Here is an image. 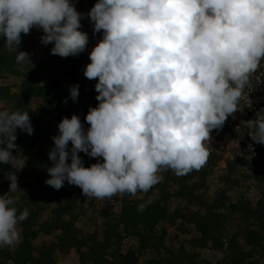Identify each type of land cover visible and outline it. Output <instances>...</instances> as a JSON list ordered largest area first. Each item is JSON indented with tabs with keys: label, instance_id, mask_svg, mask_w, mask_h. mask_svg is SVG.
Listing matches in <instances>:
<instances>
[{
	"label": "clouds",
	"instance_id": "1",
	"mask_svg": "<svg viewBox=\"0 0 264 264\" xmlns=\"http://www.w3.org/2000/svg\"><path fill=\"white\" fill-rule=\"evenodd\" d=\"M86 15L102 32L84 69L98 80L99 103L89 108L87 130L75 114L59 123L46 185L60 190L67 181L101 200L134 197L160 183L161 172L180 177L204 167L211 132L238 111L264 60V0H97ZM84 16L70 0H0V37L17 51L21 35L36 28L42 44H54L52 55L79 56L89 42ZM27 61L18 51L20 71ZM69 90L76 101L79 85ZM247 127L264 145V111ZM17 129L34 134L29 112L0 110V163L15 169L5 174L9 192L19 189L16 172L25 166L13 155ZM80 152L102 162L85 167ZM17 201L0 196V247L20 241L18 223L29 212L18 215Z\"/></svg>",
	"mask_w": 264,
	"mask_h": 264
},
{
	"label": "trees",
	"instance_id": "2",
	"mask_svg": "<svg viewBox=\"0 0 264 264\" xmlns=\"http://www.w3.org/2000/svg\"><path fill=\"white\" fill-rule=\"evenodd\" d=\"M41 32L33 28L30 34H22L17 51L4 48L5 40L0 37V101L4 103L0 110L29 112L34 128L32 135L20 130L15 141L17 148L13 150V155L25 162L20 176L16 172L17 178H32L22 192H9L10 181L5 174L15 169L0 163V196L18 198V215L25 208L29 212L27 219L18 223L19 243L11 248L0 247V264H58L57 254L67 255L71 251L76 253L78 264H141L140 256L148 251L157 255L144 264H262V144L257 157L247 160H230L210 152L200 170L180 177L170 170L161 172L162 181L147 193L115 196L118 211H97L102 219L100 227L86 233L77 226L90 198L80 188L76 193L70 191L72 185L67 181L60 190L46 185L47 168L53 162L34 155L38 146L50 152L54 147L52 137L59 134L58 125L66 116H79L87 130L90 125L85 118L89 108L98 105V93L88 85H81L78 99L70 98V86L76 85L69 81L73 60L64 61L52 55L54 44L36 59L31 40ZM18 51L29 53L30 61L22 66L24 71L16 63ZM10 77L20 81L19 92L3 84ZM51 118L55 124L49 130L44 126ZM228 121L212 132L219 138L227 134ZM71 147L69 142V151ZM79 155L85 167L102 162V158H90L83 152ZM220 163L225 172L217 181L222 187L216 194H210L209 180ZM174 200L182 202L172 206ZM140 204H146L143 211H138ZM51 236L52 239H47ZM129 238L136 246L124 252L123 243ZM38 239H42L40 245L35 243ZM203 251L209 252L208 258H200Z\"/></svg>",
	"mask_w": 264,
	"mask_h": 264
},
{
	"label": "built area",
	"instance_id": "3",
	"mask_svg": "<svg viewBox=\"0 0 264 264\" xmlns=\"http://www.w3.org/2000/svg\"><path fill=\"white\" fill-rule=\"evenodd\" d=\"M70 2L75 5L78 12L85 14L81 20L80 30L88 34L89 42L86 50L79 56L63 58L64 61L73 60L69 81L79 86L88 85L90 90L95 89L98 80L87 79L84 76V69L91 62L89 59L91 50L102 39V32L94 33V24L86 15L97 0H70ZM260 111H264V60L261 61L257 71L251 74L249 84L239 101L238 111L234 116L228 117L229 132L220 138L211 132V140L207 144L209 152H217L230 160L235 158L247 160L257 157L261 144H256L251 140L248 135L247 121L255 120ZM110 201L115 202L116 200L113 197ZM116 204L118 205L117 201Z\"/></svg>",
	"mask_w": 264,
	"mask_h": 264
},
{
	"label": "rangeland",
	"instance_id": "4",
	"mask_svg": "<svg viewBox=\"0 0 264 264\" xmlns=\"http://www.w3.org/2000/svg\"><path fill=\"white\" fill-rule=\"evenodd\" d=\"M43 35V32H41V34L37 35L36 37H34L31 42H32V46L35 48V58L36 59H40L41 57H43L44 53L49 49V47L51 46V44L48 45H44L41 43V36ZM19 83L20 81L10 77L9 79H7L6 81L3 82V84H9L13 89V92H19L20 88H19ZM4 103L0 101V106H3ZM55 123H53L52 118L50 119V121L45 123V128L52 130L53 126ZM34 156H45L46 158H48L49 161H51L49 159V152L46 150L43 151V149H41L39 146L36 148L35 151V155ZM254 160H253V165H254ZM255 167V165H254ZM24 168V167H23ZM23 170V169H22ZM22 170L17 172L18 175L20 176V174L22 173ZM213 174L210 177V184H211V193L210 194H216L218 192V190L222 187V183L217 181V178L220 175H223L225 170L222 167V163H220L214 170H213ZM32 181V178H25V179H21L20 177H18V187L19 189L16 191V193L22 192V188L25 186V184L30 183ZM77 186H70V191L76 193L78 191ZM115 198V196H114ZM111 200V199H110ZM109 199L105 198V199H95V198H90L88 203L84 206L85 208V212L81 213L78 222H77V226L79 228H82L86 233H90L92 232L95 228L100 227V225L102 224V219L97 215V211L99 212L100 210H114V211H118V206L115 202H111ZM93 202V205H90L89 203ZM182 201H178V200H174L172 202V206H176L178 204H180ZM53 237H47V239H52ZM42 242V239H38L35 243L40 245ZM170 243V241H168V244ZM136 246V242L129 238L126 239L125 242L123 243L122 246V250L124 252L127 251V249H129L130 247H135ZM156 253L153 251H148L146 254H142L140 256V263L144 264L148 259L156 257ZM209 257V252L208 251H203L200 255V258L202 259H206ZM57 262L58 264H78V258L77 255L74 251H71L69 254L67 255H63V254H57ZM216 260H218V257H216ZM215 260V261H216ZM262 264H264V259H261Z\"/></svg>",
	"mask_w": 264,
	"mask_h": 264
},
{
	"label": "crops",
	"instance_id": "5",
	"mask_svg": "<svg viewBox=\"0 0 264 264\" xmlns=\"http://www.w3.org/2000/svg\"><path fill=\"white\" fill-rule=\"evenodd\" d=\"M1 107V106H0ZM20 132V129H17V131H16V135L18 134Z\"/></svg>",
	"mask_w": 264,
	"mask_h": 264
}]
</instances>
